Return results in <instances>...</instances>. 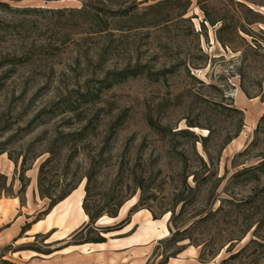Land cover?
<instances>
[{"label":"rangeland","instance_id":"obj_1","mask_svg":"<svg viewBox=\"0 0 264 264\" xmlns=\"http://www.w3.org/2000/svg\"><path fill=\"white\" fill-rule=\"evenodd\" d=\"M134 174L143 191L130 197ZM86 177L93 212L126 198L116 218L72 238L87 218L61 241L26 234L50 214L39 178L52 196L76 185L84 213ZM12 198L23 225L0 242V264H26L21 251L47 264L98 234L113 257L112 242L137 226L99 231L140 199L130 221L142 212L167 227L146 264H264V0H0V205ZM172 210L188 229L176 244ZM180 248L188 256L165 263Z\"/></svg>","mask_w":264,"mask_h":264},{"label":"crops","instance_id":"obj_2","mask_svg":"<svg viewBox=\"0 0 264 264\" xmlns=\"http://www.w3.org/2000/svg\"><path fill=\"white\" fill-rule=\"evenodd\" d=\"M73 192L68 198L56 205L44 221L38 222L31 226L26 234L48 233L54 230L51 238L55 241H61L71 235L81 224L87 222V217L80 209V202L82 194ZM78 194L74 201L76 211L79 214L80 221L71 222V210H69L71 198ZM1 201V200H0ZM9 204V205H8ZM19 200L8 199L4 200V205H0V227L7 226L0 232V242H9L17 237L23 225V219L18 216ZM139 212L135 214L130 224L124 229L130 230L134 225L137 230L134 235L120 238L118 242H112L113 257L108 256L107 243L105 244H83L77 247L68 246L64 248L61 253H53L49 256L47 264H146L147 256L150 251L149 245L154 240H160L167 234V227L165 225L163 231L158 232L152 221L147 218L145 221L140 220ZM13 220V221H12ZM10 223V225H8ZM165 235V236H164ZM21 251L17 254V258L26 264H35L36 253L31 252L29 255ZM188 251H184L181 255L188 256ZM15 255V253L13 254ZM177 260H175V263ZM189 264H198L192 260Z\"/></svg>","mask_w":264,"mask_h":264},{"label":"trees","instance_id":"obj_3","mask_svg":"<svg viewBox=\"0 0 264 264\" xmlns=\"http://www.w3.org/2000/svg\"><path fill=\"white\" fill-rule=\"evenodd\" d=\"M209 24L211 25H215L214 21L212 20H208L207 21ZM150 126H153L152 122H150ZM87 129L86 128H82L79 132H76V133H69L67 135V137H71V138H75L73 139V141L77 140V138H80L82 137V135L84 134V132L86 131ZM158 130H161V129H158ZM186 134V133H184ZM123 174V169L120 167V170H119V174H118V177H121ZM134 177L132 179H130L129 181L134 185V191H133V194L130 195L133 196L137 190H140V192L143 191V185L141 183V181L135 176V174L133 175ZM195 178V176H194ZM87 179V185L85 187V191H86V194H85V197H84V200H83V204H82V209L85 213L86 216H88L87 218L89 219V222L88 224L79 229L78 231H76L73 235H72V238L78 236L79 234H81L83 231H85V229L88 228L89 229H92V226L93 224H95L98 220H100L102 218V216L104 214H107L111 219L112 218H116L117 216V213H118V210L119 208L122 206L123 202L126 200V198H123L121 199L115 206V209L110 212V213H103L101 211H96V212H93L88 206H87V196H88V186H89V182L91 181V178L90 177H86ZM198 187V186H197ZM38 188H39V193H40V196L42 198H47L49 199V205L47 207V210L45 212L46 215H48L51 211V209H53L56 205H58L60 202L63 201V199L65 200L72 192L73 190L75 191L76 190V185L74 186H71L68 190L62 192L61 194H59L58 196H55V195H47L48 193H45L42 189V185H41V179L39 178V181H38ZM183 190L184 191H188V192H195L196 191V188H192L190 187L186 181L183 182ZM182 196H183V193H179L178 195V203H182L183 202V199H182ZM142 200L140 199L139 202L137 204H135L129 211L128 213V216L125 220H123L122 222H120L118 225H116L115 227H107V228H102L99 232L100 233H104L102 235H107L109 233H112V232H115V231H119L121 230L123 227H125L126 225H128L130 223V217L132 216V214L134 212H136L138 209L142 208ZM184 209V203H182L181 205V209H180V213L181 211H183ZM151 212V215H152V219L156 220L157 217L156 215L152 212ZM177 220H178V215L175 214V212L172 210L171 211V218H170V227H169V232H170V238L168 240V242H173V243H179V242H183L185 241V237H184V234L187 232L188 229H185V230H181L180 227H177ZM40 220L37 219L35 221L34 224H36L37 222H39ZM33 224V225H34ZM29 224L27 226L24 227L25 231L29 229ZM174 229V230H173ZM38 236V235H36ZM105 242V239L103 237L100 236V234H98L96 237H94L93 239H85V240H82L78 243H75L76 245H79V244H85V243H96V244H101V243H104ZM189 245V244H188ZM185 248H180L178 250H175V252H173L172 254L170 255H167L165 257V263H167V260L169 258H174L175 256H177L180 252H182ZM51 253V252H50ZM48 253V254H50ZM4 264H11L7 261H4Z\"/></svg>","mask_w":264,"mask_h":264},{"label":"bare ground","instance_id":"obj_4","mask_svg":"<svg viewBox=\"0 0 264 264\" xmlns=\"http://www.w3.org/2000/svg\"><path fill=\"white\" fill-rule=\"evenodd\" d=\"M192 251H193V250L190 249V254L192 253ZM188 253H189V252H188ZM189 256H190V255H189ZM175 260H176V259H173V262H174V263H175Z\"/></svg>","mask_w":264,"mask_h":264}]
</instances>
